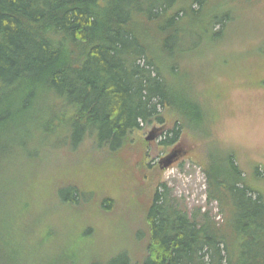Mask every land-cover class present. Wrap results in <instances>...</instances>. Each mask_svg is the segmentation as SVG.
<instances>
[{"label": "trees", "instance_id": "16d2710c", "mask_svg": "<svg viewBox=\"0 0 264 264\" xmlns=\"http://www.w3.org/2000/svg\"><path fill=\"white\" fill-rule=\"evenodd\" d=\"M243 1L0 0V264L76 260L55 250L58 234L51 231L13 251L11 237L1 236L8 230L4 175L10 162L40 154L30 143L70 147V157L83 150L91 158L119 157L136 143L135 133L154 124L166 135L162 146L176 145L185 130L209 143L206 109L174 93L169 82L192 54L224 43ZM209 161L203 156L198 164L207 199L224 221L201 209L188 212L170 199L162 169L144 166L146 187L137 192L145 206L142 248L137 257L107 264H264V196L233 155L223 170ZM71 178L55 190L60 206L77 214L91 201H83Z\"/></svg>", "mask_w": 264, "mask_h": 264}, {"label": "rangeland", "instance_id": "374dc122", "mask_svg": "<svg viewBox=\"0 0 264 264\" xmlns=\"http://www.w3.org/2000/svg\"><path fill=\"white\" fill-rule=\"evenodd\" d=\"M238 6L224 43L192 54L182 62L181 76L169 82L174 93L206 109L203 128L210 132L209 143L185 130L176 145L162 146L166 135L157 124L135 133L136 143L119 157L91 158L84 150L70 157V147L48 150L30 143L28 149L40 154L10 162L1 186L8 225L1 236L11 237V251L28 248L42 231H51L58 234L55 250L75 255V264L137 257L146 228L145 206L137 197L146 187L141 175L145 167H161L173 154L171 165L161 172L162 181L170 199L190 213L201 209L216 222L224 221L218 204L207 199V179L198 164L203 156L223 170L233 155L264 196V0H244ZM164 129L170 130L171 123ZM149 135L155 139L147 141ZM56 147L54 143L49 148ZM69 176L82 189L83 201H91L90 208L77 214L60 206L55 190V184Z\"/></svg>", "mask_w": 264, "mask_h": 264}, {"label": "water", "instance_id": "95a60500", "mask_svg": "<svg viewBox=\"0 0 264 264\" xmlns=\"http://www.w3.org/2000/svg\"><path fill=\"white\" fill-rule=\"evenodd\" d=\"M155 139V135H149V137H147V141H153ZM176 154H173L172 156L167 157L166 159H164L162 162H160V168L162 170L166 169L169 165H171L172 159L175 158ZM164 165V166H163Z\"/></svg>", "mask_w": 264, "mask_h": 264}]
</instances>
